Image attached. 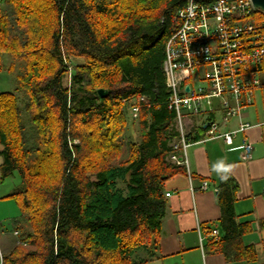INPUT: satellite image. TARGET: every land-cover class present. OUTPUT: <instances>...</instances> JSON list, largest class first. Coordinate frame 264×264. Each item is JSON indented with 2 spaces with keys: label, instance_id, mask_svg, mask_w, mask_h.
I'll return each instance as SVG.
<instances>
[{
  "label": "trees",
  "instance_id": "trees-1",
  "mask_svg": "<svg viewBox=\"0 0 264 264\" xmlns=\"http://www.w3.org/2000/svg\"><path fill=\"white\" fill-rule=\"evenodd\" d=\"M185 3L2 0L0 68L5 55L23 64L15 90L0 91V183L19 176L8 196L21 210L3 264L162 257L165 184L186 172L171 159L182 148L164 72L172 20ZM195 133L193 142L204 139ZM217 191L220 235L207 251L255 261L256 246L243 242L250 224L235 210L239 183L224 174Z\"/></svg>",
  "mask_w": 264,
  "mask_h": 264
},
{
  "label": "built area",
  "instance_id": "built-area-1",
  "mask_svg": "<svg viewBox=\"0 0 264 264\" xmlns=\"http://www.w3.org/2000/svg\"><path fill=\"white\" fill-rule=\"evenodd\" d=\"M256 10L252 0H186L174 15L164 61L168 107L175 111L180 135L175 147L182 148L180 157L171 156L174 162L188 164L186 151L196 129L204 131V140L222 139L231 148L251 127L243 114L264 100V20L256 18ZM234 117L240 119L238 128L222 132V123ZM239 149L243 161L251 159L253 145L246 136ZM211 234L217 238L219 228Z\"/></svg>",
  "mask_w": 264,
  "mask_h": 264
},
{
  "label": "crops",
  "instance_id": "crops-1",
  "mask_svg": "<svg viewBox=\"0 0 264 264\" xmlns=\"http://www.w3.org/2000/svg\"><path fill=\"white\" fill-rule=\"evenodd\" d=\"M254 107L242 118L252 126L245 134L236 136L231 148L222 139L201 138L187 148L186 172L165 184L169 196L160 240L162 257L147 264H264V226L261 225L264 220V110ZM239 123L237 117L224 121L221 131L237 129ZM243 136L253 145L248 161L240 156ZM224 174L239 183L235 210L240 222L250 224L243 242L256 246L255 261L231 262L222 253L207 251L208 240L213 237L211 230L218 227L221 216L217 184ZM205 182L207 185L203 188Z\"/></svg>",
  "mask_w": 264,
  "mask_h": 264
},
{
  "label": "rangeland",
  "instance_id": "rangeland-1",
  "mask_svg": "<svg viewBox=\"0 0 264 264\" xmlns=\"http://www.w3.org/2000/svg\"><path fill=\"white\" fill-rule=\"evenodd\" d=\"M258 20H264V13H256ZM12 59L9 55H5L4 62L0 68V91H14L16 88V78L23 69L22 63H15L12 67ZM193 83V81H191ZM198 84V76L194 75V83ZM254 109L264 110V100H257ZM252 126V124H251ZM138 129L137 124L134 127ZM139 135L138 132H135ZM3 158L0 156V162ZM20 184V178L17 174L8 177L4 182L0 183V252L4 255L8 248L13 245L12 234L14 229V220L20 216L21 210L19 204L14 200L13 197L8 196L15 192ZM7 196V197H5ZM19 242L17 241V244Z\"/></svg>",
  "mask_w": 264,
  "mask_h": 264
},
{
  "label": "water",
  "instance_id": "water-1",
  "mask_svg": "<svg viewBox=\"0 0 264 264\" xmlns=\"http://www.w3.org/2000/svg\"><path fill=\"white\" fill-rule=\"evenodd\" d=\"M252 1L256 9L264 11V0H252ZM189 89H190V86H187V90ZM98 92L101 97H104L108 93V90L104 88H100Z\"/></svg>",
  "mask_w": 264,
  "mask_h": 264
},
{
  "label": "clouds",
  "instance_id": "clouds-1",
  "mask_svg": "<svg viewBox=\"0 0 264 264\" xmlns=\"http://www.w3.org/2000/svg\"><path fill=\"white\" fill-rule=\"evenodd\" d=\"M226 178V177H225Z\"/></svg>",
  "mask_w": 264,
  "mask_h": 264
}]
</instances>
